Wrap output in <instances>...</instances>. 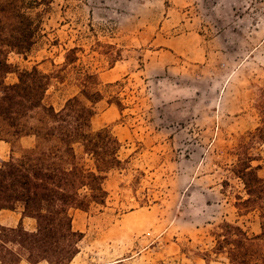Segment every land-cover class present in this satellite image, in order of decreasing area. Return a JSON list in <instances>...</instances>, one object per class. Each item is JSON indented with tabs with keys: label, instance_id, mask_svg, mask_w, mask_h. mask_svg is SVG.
I'll use <instances>...</instances> for the list:
<instances>
[{
	"label": "rangeland",
	"instance_id": "1",
	"mask_svg": "<svg viewBox=\"0 0 264 264\" xmlns=\"http://www.w3.org/2000/svg\"><path fill=\"white\" fill-rule=\"evenodd\" d=\"M32 13L42 35L27 55L10 52L8 60L63 76L52 78L48 102L59 109L76 94L79 71L123 83L115 87L123 109L106 94L91 127H110L128 163L109 174L106 206L72 210L85 233L74 261L226 264L203 257L214 228L228 220L260 230L257 215L234 206L243 184L230 169L241 135L259 123L264 0H52ZM34 143L24 136L12 152L0 140V162ZM255 151L264 177V143Z\"/></svg>",
	"mask_w": 264,
	"mask_h": 264
},
{
	"label": "trees",
	"instance_id": "2",
	"mask_svg": "<svg viewBox=\"0 0 264 264\" xmlns=\"http://www.w3.org/2000/svg\"><path fill=\"white\" fill-rule=\"evenodd\" d=\"M50 1L0 0V140L14 152V144L22 137L35 139L33 146L0 162V211L21 207L23 216L37 223L35 230L22 223L0 224L1 264H18L22 259L69 264L85 236L74 228L72 210L106 206L109 174L128 163L110 127H91L94 105L106 94L109 102L123 109L115 88L123 84L120 80L103 85L96 73L79 71L77 93L58 109L47 96L52 78L63 76L37 65L19 69L8 60L10 52L27 55L37 43L41 20L32 11ZM72 52L66 53L67 64L75 61ZM10 72L17 74V81H6ZM254 107L259 123L241 135L230 170L243 184L234 195V206L240 215H257L260 230L250 232L237 222L222 221L212 231L214 244L203 255L205 259L214 254V260L223 257L226 264H264V177L253 163L261 158L256 146L264 143V87L256 93Z\"/></svg>",
	"mask_w": 264,
	"mask_h": 264
},
{
	"label": "crops",
	"instance_id": "3",
	"mask_svg": "<svg viewBox=\"0 0 264 264\" xmlns=\"http://www.w3.org/2000/svg\"><path fill=\"white\" fill-rule=\"evenodd\" d=\"M20 223H22L24 227L28 230H35L37 225L35 218L30 216H23L21 207H18L15 210L3 209L0 211V224L5 226L15 227ZM74 260L75 258L69 264H80L79 262H75ZM124 260L125 259H118L110 262L108 261V262L96 263V264H117L124 262ZM18 264H50V263L46 260H42L37 263H32L27 259H22Z\"/></svg>",
	"mask_w": 264,
	"mask_h": 264
}]
</instances>
